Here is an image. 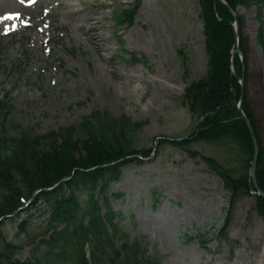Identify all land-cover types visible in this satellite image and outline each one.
<instances>
[{
  "label": "rangeland",
  "instance_id": "obj_1",
  "mask_svg": "<svg viewBox=\"0 0 264 264\" xmlns=\"http://www.w3.org/2000/svg\"><path fill=\"white\" fill-rule=\"evenodd\" d=\"M139 1L134 22L117 27V12L135 0H0V99L11 106L6 126L15 127L10 136L45 134L100 111L144 121L136 136L138 149L154 148L156 140L190 137L195 121L182 97L208 66L201 7L197 0ZM260 2L240 12L246 16L244 96L264 146ZM193 143L198 154L228 162L230 148ZM122 169L120 181L107 189L119 225L132 242L142 241L149 256L158 255L160 264H264V219L253 212L255 198L240 197L228 216L229 193L204 160L164 143L142 164L135 161ZM41 216L33 210L21 219H5L8 242L19 241L22 221L32 223L25 258L32 257L33 237L46 231L48 217ZM226 217L224 239L209 237L206 248L184 240L196 230L214 234Z\"/></svg>",
  "mask_w": 264,
  "mask_h": 264
},
{
  "label": "trees",
  "instance_id": "obj_2",
  "mask_svg": "<svg viewBox=\"0 0 264 264\" xmlns=\"http://www.w3.org/2000/svg\"><path fill=\"white\" fill-rule=\"evenodd\" d=\"M197 1L201 7L208 66L204 76L192 81L182 97L195 121V130L187 140H156L159 145L157 153L164 143H169L183 149L195 161L201 158L224 182L229 193L228 216H232L240 197L251 196L255 198L253 212L264 219V197L251 193L256 189L249 175L255 146L246 119L237 107L244 91L239 83L244 75V65L240 54L234 55L237 43L235 22L241 28L240 49L246 53L243 38L246 16L241 14L240 8L259 6L261 2L224 0L225 5L221 0ZM230 7L237 12L236 16ZM138 8L137 1L131 9L117 12L116 21L120 25L133 23ZM258 15L260 19L263 16L261 11ZM263 30L262 27L260 38ZM247 97L242 107L260 141L257 181L264 191V146ZM10 112L11 106L0 100V221L18 211L20 217L32 210L41 212V218L47 216L48 220L46 231L33 237L30 243L34 245L32 258H25L22 253L24 240L32 236V223L23 221L17 227L19 241L8 242L3 237L2 221L0 235L4 240L0 264H160V259L148 255L141 241L132 242L128 232L121 228L119 215L107 191L112 183L120 181L123 167L131 162H143L134 155H152L153 148L138 149L136 146L137 133L146 123L95 111L68 127L39 135L27 131L13 137L10 130L14 124L6 126ZM199 141L213 143L223 151V146L226 150L230 148L228 157L233 164L229 160L221 162L212 155L198 154L192 145ZM56 184L59 185L52 191L45 190ZM41 189L30 206L20 210ZM229 223L230 219L226 217L223 227L214 234L196 230L184 240L200 243L206 248L209 237H226ZM119 240H122L120 245Z\"/></svg>",
  "mask_w": 264,
  "mask_h": 264
},
{
  "label": "water",
  "instance_id": "obj_3",
  "mask_svg": "<svg viewBox=\"0 0 264 264\" xmlns=\"http://www.w3.org/2000/svg\"><path fill=\"white\" fill-rule=\"evenodd\" d=\"M232 11H233V9H232ZM236 28H237V36H239V30H240V28H238V24L236 25ZM235 50H236V53L240 52V50H239V44H236ZM242 96H243V94H242ZM243 97H242V100H243ZM239 107H240V109L242 111V101H241ZM244 118L246 119L248 128L251 131L252 139L254 141V146H255V148H254L255 156H254V160L252 162L253 165H252V168H251V171H250V175L253 178L254 186H256V188H258V190H259L258 194L261 195L262 197H264V191L258 185L257 175H256L257 167H258V159H259V155H260V152H259V140L257 139L256 133H255L254 129L252 128V123H251L250 119L247 118L245 115H244Z\"/></svg>",
  "mask_w": 264,
  "mask_h": 264
},
{
  "label": "bare ground",
  "instance_id": "obj_4",
  "mask_svg": "<svg viewBox=\"0 0 264 264\" xmlns=\"http://www.w3.org/2000/svg\"><path fill=\"white\" fill-rule=\"evenodd\" d=\"M67 5H71L72 7H74V6H75L74 4H67Z\"/></svg>",
  "mask_w": 264,
  "mask_h": 264
}]
</instances>
